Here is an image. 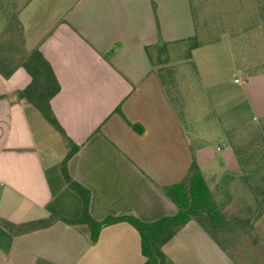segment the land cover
I'll list each match as a JSON object with an SVG mask.
<instances>
[{
  "label": "crops",
  "instance_id": "obj_1",
  "mask_svg": "<svg viewBox=\"0 0 264 264\" xmlns=\"http://www.w3.org/2000/svg\"><path fill=\"white\" fill-rule=\"evenodd\" d=\"M37 2L30 0L19 15L26 48L41 51L60 84L51 106L79 146L69 173L90 191L95 221L132 216L153 223L175 216L178 208L163 188L186 179L193 152L200 170L208 164L220 166L215 170L218 181L239 177L233 150L219 165L210 147H194V140L203 138L199 132L190 134L159 76L162 69H174L168 62L170 49L199 37L192 0H76L54 10L52 0ZM232 4L242 13L228 10L230 21L244 23L242 29L234 26V34L252 40L249 64L264 75V0ZM207 5L200 0L199 15L205 22ZM212 29L208 26L205 33ZM198 45L191 49L190 63L211 43ZM153 51L158 54L153 56ZM198 75L204 84L200 67ZM168 80L173 85L174 79ZM30 82L22 68L9 79L0 74V218L16 224L52 216L76 220L83 201L61 171L68 150L40 112L19 99ZM256 211L250 226L262 212ZM237 218L224 217L213 234L191 221L161 249L163 264H264V238L250 239ZM145 262L140 236L128 223L102 229L96 243L87 225L58 222L20 237L0 227V264Z\"/></svg>",
  "mask_w": 264,
  "mask_h": 264
},
{
  "label": "rangeland",
  "instance_id": "obj_2",
  "mask_svg": "<svg viewBox=\"0 0 264 264\" xmlns=\"http://www.w3.org/2000/svg\"><path fill=\"white\" fill-rule=\"evenodd\" d=\"M29 1L16 0V10H21ZM75 1L52 0L50 8L54 10L60 8L59 5L66 8ZM192 1L197 10L199 37L195 42L176 45L170 49L168 62L174 69H162L159 76L173 96L176 108L181 112L190 134L199 132L203 138L201 142L194 140V147L202 144L210 147L220 165L226 160V154L233 150L232 146L250 148L252 131L264 123V75L252 69L249 64L252 40L248 42L241 34L238 39L234 34V26L242 29L244 23L231 22L229 19L228 10H241L242 13V8L232 7L234 0H205L208 3L206 8H209L210 12L207 16L208 22H205L199 15L200 0ZM43 3V0L37 2L38 5ZM24 21L27 22V15L24 16ZM208 26L213 29L210 33H205ZM2 27L0 23V33ZM206 42L211 45H205V48L195 54L193 63H190L188 60H191L190 54L194 44ZM262 42L264 43V39ZM210 48L214 49L213 52ZM156 54L157 51H153V56ZM199 67L204 76V84L198 75ZM169 77L174 79L171 80L173 85L168 83ZM235 80L240 81V84H235ZM218 148L222 150L218 151ZM216 167L220 166L208 164L201 172L219 206L226 201L223 210L225 219L231 221L235 217L247 219L253 216L257 212L256 202L246 184L238 178L218 181V176H215ZM255 222L256 226L252 225L247 229L245 227L244 234L250 239L254 237L258 242L264 238V209ZM221 242L226 247V243L222 240ZM262 247L263 253L264 245Z\"/></svg>",
  "mask_w": 264,
  "mask_h": 264
},
{
  "label": "trees",
  "instance_id": "obj_3",
  "mask_svg": "<svg viewBox=\"0 0 264 264\" xmlns=\"http://www.w3.org/2000/svg\"><path fill=\"white\" fill-rule=\"evenodd\" d=\"M16 7V0H0V23L3 26L0 33V74L5 79H9L22 68L30 76L31 82L19 93V99L23 104L34 106L62 138L68 150L61 164L62 175L66 185L82 198L83 213L76 220L52 216L45 220L23 224L0 218V227L10 235L20 237L45 230L58 222H65L72 226L87 225L91 240L96 243L102 229L118 223H128L140 236L145 264H163L164 255L161 249L191 221L198 222L208 233L213 234L215 229L224 223L222 211L226 201L219 206L214 199L198 166L195 152H193L192 164L186 179L181 183L163 188L164 194L178 208L175 216L163 217L153 223H145L132 216L108 217L100 222L92 218L90 215L91 193L71 177L68 168L70 160L78 153L79 146L67 135L51 106L52 100L61 90L60 84L41 51L27 50L24 30L19 19L22 9L16 10ZM153 7L155 9V4ZM198 46L194 44L192 49ZM165 76L168 77V75ZM162 84L168 96H171L163 80ZM116 113L122 114L121 109L117 108ZM252 132L250 148H235V146L232 148L241 169L238 179L249 188L256 202V210L262 211L264 209V123ZM251 219L252 216H249L247 219L237 218L236 221L249 228Z\"/></svg>",
  "mask_w": 264,
  "mask_h": 264
},
{
  "label": "built area",
  "instance_id": "obj_4",
  "mask_svg": "<svg viewBox=\"0 0 264 264\" xmlns=\"http://www.w3.org/2000/svg\"><path fill=\"white\" fill-rule=\"evenodd\" d=\"M239 81L237 80L236 83H238Z\"/></svg>",
  "mask_w": 264,
  "mask_h": 264
}]
</instances>
